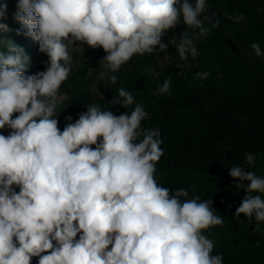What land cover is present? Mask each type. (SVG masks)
<instances>
[{
    "label": "clouds",
    "instance_id": "1",
    "mask_svg": "<svg viewBox=\"0 0 264 264\" xmlns=\"http://www.w3.org/2000/svg\"><path fill=\"white\" fill-rule=\"evenodd\" d=\"M208 8V0H17L11 20L47 57L46 70L26 75L30 57L14 44L7 0H0V130H7L0 134V264H224L208 238L222 216L212 200L157 182L161 132L142 127L148 113L130 90L120 87L113 100L135 105L130 112L90 104L63 131L57 119L73 51L102 48L101 76L115 85L134 56L166 51L163 38L180 24V60L198 57L196 44L210 32ZM251 48L264 58L257 42ZM171 82L156 94H170ZM256 159L245 153L248 168ZM229 176L246 192L235 217L254 218L264 231V175L233 165Z\"/></svg>",
    "mask_w": 264,
    "mask_h": 264
},
{
    "label": "trees",
    "instance_id": "2",
    "mask_svg": "<svg viewBox=\"0 0 264 264\" xmlns=\"http://www.w3.org/2000/svg\"><path fill=\"white\" fill-rule=\"evenodd\" d=\"M16 3L7 0L10 35L30 57L26 75H31L46 70L47 57L39 51L38 42L11 20ZM208 4L210 19L204 26L210 32L196 44L199 56L195 59L181 61L176 51L186 31L183 24L163 38L166 51L134 56L123 65L115 85L101 76L103 62L91 65L86 60L97 54L101 61L106 55L102 48L84 45L73 51L72 72L61 86L58 127L63 131L90 104L100 103L114 115L130 112L135 105L124 109L113 104L120 87L130 90L148 113L142 127L161 132L164 155L157 164V182L173 191L186 188L190 198L212 200L223 224L205 234L214 241L213 254H223L224 264H264V231L256 230L254 218L235 217L246 192L229 176L233 165L264 175V58L256 57L251 48L257 42L264 49V0H208ZM235 14H242L245 21L237 24L227 18ZM216 19L219 27L212 26ZM201 71L210 73L208 79L195 76ZM169 76L170 94H156L157 86ZM67 116L72 120L67 121ZM0 134L7 135V130ZM245 153L257 157L254 168L245 164ZM260 228L264 229V222Z\"/></svg>",
    "mask_w": 264,
    "mask_h": 264
},
{
    "label": "rangeland",
    "instance_id": "3",
    "mask_svg": "<svg viewBox=\"0 0 264 264\" xmlns=\"http://www.w3.org/2000/svg\"><path fill=\"white\" fill-rule=\"evenodd\" d=\"M104 57V56H103ZM103 57L101 58V60L103 59ZM86 60H89L91 65L92 64H96L97 62H102L100 61V59L98 58L97 54L96 55H93L92 58H86ZM102 69V66L100 67Z\"/></svg>",
    "mask_w": 264,
    "mask_h": 264
}]
</instances>
